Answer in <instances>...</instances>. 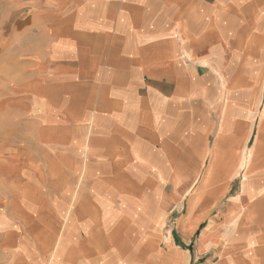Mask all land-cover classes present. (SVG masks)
<instances>
[{
  "label": "crops",
  "instance_id": "0c3cea01",
  "mask_svg": "<svg viewBox=\"0 0 264 264\" xmlns=\"http://www.w3.org/2000/svg\"><path fill=\"white\" fill-rule=\"evenodd\" d=\"M13 1L59 40L76 171L12 263L264 264V0Z\"/></svg>",
  "mask_w": 264,
  "mask_h": 264
},
{
  "label": "rangeland",
  "instance_id": "374dc122",
  "mask_svg": "<svg viewBox=\"0 0 264 264\" xmlns=\"http://www.w3.org/2000/svg\"><path fill=\"white\" fill-rule=\"evenodd\" d=\"M13 2L0 0V264H13L10 256L20 242L34 251L38 237L36 226L21 231L6 220L21 222L22 204L37 202L39 194L48 207L59 203L57 199L74 186L76 171L68 146L46 140L49 128L60 126L51 114L65 115L71 106L69 88L60 86L61 76L55 70L66 64L55 55L59 40L48 32L38 33L37 24L27 28L20 5ZM38 49L43 50L40 56ZM39 80L46 85L43 102L37 93L26 92L27 86L36 91ZM51 227L47 224L42 242L50 241ZM25 238L30 239L28 244Z\"/></svg>",
  "mask_w": 264,
  "mask_h": 264
}]
</instances>
